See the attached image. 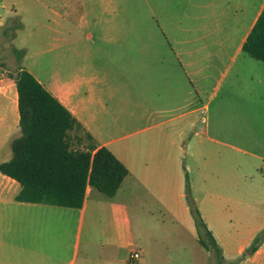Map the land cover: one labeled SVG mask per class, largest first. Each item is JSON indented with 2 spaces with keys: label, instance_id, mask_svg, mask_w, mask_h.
Segmentation results:
<instances>
[{
  "label": "crops",
  "instance_id": "0c3cea01",
  "mask_svg": "<svg viewBox=\"0 0 264 264\" xmlns=\"http://www.w3.org/2000/svg\"><path fill=\"white\" fill-rule=\"evenodd\" d=\"M245 1L260 3L238 39L235 24L197 26L205 0H187L182 14L181 0H161L158 12L146 0L165 40L132 27L116 0L65 1L54 31L83 47L82 65L47 84L19 70L129 173L114 196L88 186L71 208L16 200L20 184L0 172V264H127L135 250L139 264H208L216 254L200 242L187 181L225 261L264 264V237L252 250L264 234V61L243 51L264 0ZM222 12L210 15L219 22ZM13 14L1 7L0 26ZM15 88L0 92L15 114L0 163L21 135ZM27 208L46 216L22 217Z\"/></svg>",
  "mask_w": 264,
  "mask_h": 264
},
{
  "label": "trees",
  "instance_id": "16d2710c",
  "mask_svg": "<svg viewBox=\"0 0 264 264\" xmlns=\"http://www.w3.org/2000/svg\"><path fill=\"white\" fill-rule=\"evenodd\" d=\"M243 51L264 61V8L243 44ZM14 52L19 60L25 53L18 49ZM15 82L21 135L12 141V157L0 163V172L20 184L16 200L82 208L88 186L114 196L129 173L127 167L110 149L97 147L71 111L31 72L22 68ZM187 199L200 242L215 252L218 264H234L222 256L192 198L189 181ZM263 237L260 234L255 238L252 250Z\"/></svg>",
  "mask_w": 264,
  "mask_h": 264
},
{
  "label": "rangeland",
  "instance_id": "374dc122",
  "mask_svg": "<svg viewBox=\"0 0 264 264\" xmlns=\"http://www.w3.org/2000/svg\"><path fill=\"white\" fill-rule=\"evenodd\" d=\"M66 0H0V9L4 7L12 11L13 16L4 21L0 26V92L9 91L15 88V78L21 65L34 73L41 81L47 84L52 77L57 79L66 74H74L82 65L83 47L66 45L60 43V34L55 28L60 22L57 12L63 11ZM75 0H68V8L74 6ZM187 0H181V14L185 11ZM213 2V6L207 4ZM117 7L131 11L130 24L132 27L148 29V34L157 35L163 40L166 39L164 32L160 29L156 14L150 13L146 0H116ZM153 10H160L161 0H150ZM249 5L246 14L241 7ZM260 2L245 0H205V8L200 9L202 15L207 18L197 20V26H210L235 24L237 36L245 33L252 18L256 5ZM255 4V6H253ZM227 11L226 18L219 22L212 17V12ZM223 13V12H222ZM17 24H20L17 26ZM204 32L197 34L198 37ZM89 43L83 35V44ZM14 49L24 50L23 57L19 60ZM67 52V57H66ZM16 89V88H15ZM15 114L11 104L0 94V135L5 136L14 124ZM264 175V174H263ZM44 217L46 214L32 209L21 211V216L31 218L35 214ZM84 232V231H83ZM86 244L85 234L82 233L81 251ZM198 246V245H197ZM250 249V248H247ZM216 260V258H215ZM214 259H208V264H215ZM216 262H218L216 260Z\"/></svg>",
  "mask_w": 264,
  "mask_h": 264
},
{
  "label": "built area",
  "instance_id": "2783aa9c",
  "mask_svg": "<svg viewBox=\"0 0 264 264\" xmlns=\"http://www.w3.org/2000/svg\"><path fill=\"white\" fill-rule=\"evenodd\" d=\"M140 256L141 254L139 251H133L127 260V264H139Z\"/></svg>",
  "mask_w": 264,
  "mask_h": 264
},
{
  "label": "water",
  "instance_id": "95a60500",
  "mask_svg": "<svg viewBox=\"0 0 264 264\" xmlns=\"http://www.w3.org/2000/svg\"><path fill=\"white\" fill-rule=\"evenodd\" d=\"M247 251H249V249Z\"/></svg>",
  "mask_w": 264,
  "mask_h": 264
}]
</instances>
